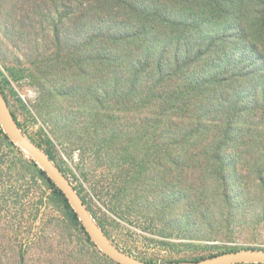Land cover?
I'll list each match as a JSON object with an SVG mask.
<instances>
[{
    "label": "rangeland",
    "instance_id": "374dc122",
    "mask_svg": "<svg viewBox=\"0 0 264 264\" xmlns=\"http://www.w3.org/2000/svg\"><path fill=\"white\" fill-rule=\"evenodd\" d=\"M12 15L1 1L0 87L8 107L23 134L49 154L117 248L149 263L264 251V158H250L256 166L249 171L241 170L243 160L224 159L227 206L214 178L207 187L198 178L210 175V163L183 156L177 167L168 157L158 158L155 151L161 141L156 134L148 136L146 157L138 154L124 164L115 149L127 142L122 138L105 151L100 130L86 115L90 109L80 102L77 89L84 76L67 68L63 54L53 58L52 45L39 40L28 20L22 40L17 38L13 24L20 17ZM70 33L74 46L73 27ZM224 42L220 40L213 50ZM232 50L230 45L227 53ZM249 61L264 66L254 56ZM84 68L93 75L91 65ZM238 87L252 86L243 82ZM259 87H264V79ZM87 105L94 102L87 99ZM119 112L113 117L118 115L124 125L126 115ZM100 123L110 126L103 118ZM106 192L114 198L110 203ZM107 260L86 242L15 152L1 146L0 264H111Z\"/></svg>",
    "mask_w": 264,
    "mask_h": 264
},
{
    "label": "trees",
    "instance_id": "16d2710c",
    "mask_svg": "<svg viewBox=\"0 0 264 264\" xmlns=\"http://www.w3.org/2000/svg\"><path fill=\"white\" fill-rule=\"evenodd\" d=\"M1 1L7 12L20 17L13 24L17 38L22 40L28 20L39 40L52 45V57L63 54L67 68L84 76L77 89L80 102L90 109L86 115L100 130L105 151L122 138L127 142L115 149L124 164L138 154L146 157L148 136L156 134L161 141L158 158L168 157L177 167L183 156L210 163V177L198 178L206 187L214 178L227 206L224 159L243 160L241 170L249 171L256 166L250 158H264V87H259L264 66L249 61L254 56L264 63V0ZM71 27L76 31L74 46L69 43ZM222 39L223 47L214 51ZM230 45L232 54L227 53ZM86 64L92 76L85 72ZM243 82L252 87L241 90L238 84ZM119 111L126 115L124 125L118 115L113 117ZM102 118L109 127L100 123ZM1 146L15 152L95 247L60 190L0 128ZM98 196H103L101 191ZM173 262L179 261H168Z\"/></svg>",
    "mask_w": 264,
    "mask_h": 264
},
{
    "label": "water",
    "instance_id": "95a60500",
    "mask_svg": "<svg viewBox=\"0 0 264 264\" xmlns=\"http://www.w3.org/2000/svg\"><path fill=\"white\" fill-rule=\"evenodd\" d=\"M0 128L6 138L16 146L27 158L45 173L46 177L60 190L81 224L88 239L100 253L115 264H264V251L239 250L228 252L199 261L149 263L137 260L117 248L106 236L101 227L89 213L82 199L71 183L49 156L34 142L29 140L21 131L17 121L8 107L0 87Z\"/></svg>",
    "mask_w": 264,
    "mask_h": 264
}]
</instances>
